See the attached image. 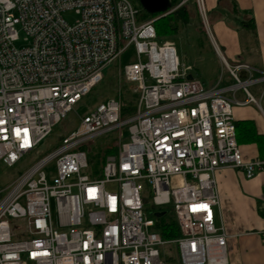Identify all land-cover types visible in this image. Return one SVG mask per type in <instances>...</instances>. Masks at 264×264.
I'll list each match as a JSON object with an SVG mask.
<instances>
[{
	"label": "built area",
	"instance_id": "2783aa9c",
	"mask_svg": "<svg viewBox=\"0 0 264 264\" xmlns=\"http://www.w3.org/2000/svg\"><path fill=\"white\" fill-rule=\"evenodd\" d=\"M193 1L211 36L205 0ZM138 16L131 0H0V162L12 167L36 152L131 45L136 60L122 74L138 94L127 119L117 97L80 115L56 149L0 191V264H168L172 245L180 264L228 263L216 172L236 168L251 178L264 169V159L244 160L233 111L254 104L264 118V71L230 63L214 41L233 84L188 79L176 45L158 40L155 19ZM111 131L119 132L118 153L92 178L80 147ZM169 206L181 231L174 239L155 229Z\"/></svg>",
	"mask_w": 264,
	"mask_h": 264
},
{
	"label": "crops",
	"instance_id": "0c3cea01",
	"mask_svg": "<svg viewBox=\"0 0 264 264\" xmlns=\"http://www.w3.org/2000/svg\"><path fill=\"white\" fill-rule=\"evenodd\" d=\"M234 2L239 13L234 12ZM205 4L210 39L219 60L214 41L228 61H241L264 71V0H205ZM243 12L255 18L254 29L241 24ZM246 116L242 110L234 112L235 120L253 123ZM242 147L245 161L264 159L256 145ZM216 182L217 223L224 226L228 235L227 264H264V216L260 214L264 209V169L249 178L242 170L223 167L216 172Z\"/></svg>",
	"mask_w": 264,
	"mask_h": 264
},
{
	"label": "rangeland",
	"instance_id": "374dc122",
	"mask_svg": "<svg viewBox=\"0 0 264 264\" xmlns=\"http://www.w3.org/2000/svg\"><path fill=\"white\" fill-rule=\"evenodd\" d=\"M64 16L68 19L69 22H74L76 15L74 11H67L64 13ZM201 17V16H200ZM202 20V19H201ZM203 21V20H202ZM205 26V24H204ZM205 29L207 30L206 26ZM209 34V33H208ZM210 36V35H209ZM174 44L177 47L178 54L181 60V63L185 66L193 65L197 66V70H192L191 73L196 75L195 77H202L208 86L213 83L215 85L218 83L220 77L222 76V81L220 82V88L230 86L233 84V80L230 77V74L226 68L223 67L221 62L219 64L213 63L212 58L206 55V53L199 56L196 48L193 46V42L183 37H178L175 39ZM136 60L135 48L133 45L128 47L122 56L111 63L106 70L104 71V79L98 85H96L92 92L84 97L78 104L74 106V109L70 111L67 116L58 123L50 136H48L37 148L36 152L25 156L17 165L8 167L2 162H0V191L5 189L8 184L20 173V171L25 170L30 167L35 161L40 159L42 156L50 153L56 149L62 142L63 139L72 131H74L80 123V115L88 112L89 109L95 107L102 99L106 96H114L117 91H120L121 85L124 84L125 78L122 74L123 67ZM230 63H240L241 61H234ZM129 89H133L136 86V83L128 82ZM210 85V86H212ZM250 91L257 95L256 89L250 87ZM229 96L233 97V92L229 91L227 93ZM236 98L239 100L245 99V94L243 91L236 92ZM242 110L246 117H248L253 123L252 125L256 127L261 134H264V118L258 108L254 104L248 105H233V111ZM123 135L128 136L127 128L123 129ZM125 138V137H124ZM119 140V132L111 131L93 138L88 141L80 148L85 150L88 154L89 167L84 170V173H88L92 178L102 177V163L101 157L103 154V148L105 145H116ZM119 146V142L117 143ZM243 149V147H241ZM104 165V164H103ZM45 171L47 172L49 178L56 174V161L52 160L45 166ZM257 174V173H256ZM106 188L108 190H115L116 185L113 183L107 184ZM146 208L151 212L154 211L151 192L150 189L146 190ZM54 209V205H53ZM153 217V216H152ZM168 255L173 257L170 259L169 264H178L177 251L175 246L167 248Z\"/></svg>",
	"mask_w": 264,
	"mask_h": 264
},
{
	"label": "trees",
	"instance_id": "16d2710c",
	"mask_svg": "<svg viewBox=\"0 0 264 264\" xmlns=\"http://www.w3.org/2000/svg\"><path fill=\"white\" fill-rule=\"evenodd\" d=\"M131 1L139 9L138 19L140 21L155 19L154 25L158 40L160 42L171 41L174 43L175 39L178 37H183L184 39L186 38L193 42V46L196 48L199 56H202V54L206 53V55L208 54V56L212 58L213 63L219 64L220 60L215 52L210 36L205 29L204 23L201 20L197 5L193 0L181 5L174 11H171L167 14H163L165 12L155 14L149 13L141 6L139 0ZM179 3L180 0H171V6L168 10L174 8ZM234 12H240L235 2ZM243 14L245 17L244 19L240 20L241 24L250 29H254L256 25L255 18L248 12H243ZM188 67H190V72L192 70H197V66L189 65ZM195 76L196 75H194V77ZM197 78L201 80L206 86H208L202 77ZM127 83V81H124V84L121 85L120 91H117V93L112 96L119 98L121 101V117L123 119H127L135 114L138 102V94L134 92L133 89H129ZM212 84L213 83L210 85ZM108 98H111V96H106L101 101ZM235 124L237 127V138L239 145L242 147L245 144H254L259 148L261 154L264 156V135L257 133L255 127L251 122H249V120H235ZM117 143L116 145H105L103 148V154L100 160L102 166L108 155L118 153L119 147L117 146ZM260 214L264 216V209L260 210ZM155 229L165 239H174L181 235L177 217L175 215L174 209L171 206H169L164 214L161 215ZM172 258L173 257L169 256L167 258V262H170V259ZM175 259L177 260L178 257Z\"/></svg>",
	"mask_w": 264,
	"mask_h": 264
},
{
	"label": "water",
	"instance_id": "95a60500",
	"mask_svg": "<svg viewBox=\"0 0 264 264\" xmlns=\"http://www.w3.org/2000/svg\"><path fill=\"white\" fill-rule=\"evenodd\" d=\"M141 6L149 13L166 12L171 6V0H139ZM188 79H193L194 75L189 73Z\"/></svg>",
	"mask_w": 264,
	"mask_h": 264
}]
</instances>
